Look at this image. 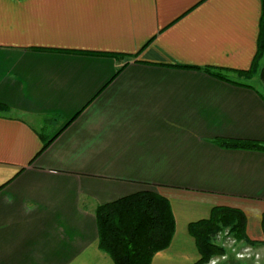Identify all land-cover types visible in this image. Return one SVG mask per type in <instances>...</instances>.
<instances>
[{
    "label": "crops",
    "instance_id": "0c3cea01",
    "mask_svg": "<svg viewBox=\"0 0 264 264\" xmlns=\"http://www.w3.org/2000/svg\"><path fill=\"white\" fill-rule=\"evenodd\" d=\"M262 12V0H0V264H115L96 209L143 190L176 218L152 264H196L189 225L222 205L244 211L257 243L205 264H264V150L220 142L264 143V85L242 80L264 68L263 48L242 72Z\"/></svg>",
    "mask_w": 264,
    "mask_h": 264
},
{
    "label": "trees",
    "instance_id": "16d2710c",
    "mask_svg": "<svg viewBox=\"0 0 264 264\" xmlns=\"http://www.w3.org/2000/svg\"><path fill=\"white\" fill-rule=\"evenodd\" d=\"M261 17V35L258 53L249 70L254 74L264 48V0ZM223 77L222 71H210ZM264 83V68L260 72ZM6 109L0 105V110ZM73 120V119H71ZM69 121L67 125L70 123ZM66 125V126H67ZM52 140L44 143L46 148ZM222 144L264 150V143L248 140H222ZM42 149V150H43ZM99 246L115 264H152L155 254L168 248L176 231V218L172 204L166 196L154 190H143L101 204L96 209ZM247 216L242 209L215 206L211 215L189 225L196 238L201 258L196 264L208 263L213 257L226 254L227 248L218 242V236L228 231L237 240L256 244L246 234Z\"/></svg>",
    "mask_w": 264,
    "mask_h": 264
},
{
    "label": "rangeland",
    "instance_id": "374dc122",
    "mask_svg": "<svg viewBox=\"0 0 264 264\" xmlns=\"http://www.w3.org/2000/svg\"><path fill=\"white\" fill-rule=\"evenodd\" d=\"M261 66L264 67V58H263V60L261 62ZM239 79H241V78H239ZM256 79L257 80H251V81H249L247 78H244V77L242 78V80H244V81L251 82V83L257 84L259 86L262 85V84L264 85V83L262 82L261 76H257ZM260 82L262 84H260ZM227 232L228 231H224V232H222V233L219 234V236H218V242L220 244L224 245L225 247L227 246L228 249H229V251H230V253L234 254L238 259H244L243 257L248 256L247 253H244V249L241 247L240 242L238 244L237 240H236V242H232L229 239L230 236L233 239H234V237L231 234L227 233ZM243 253H244V255H243ZM221 257L224 258V255H221Z\"/></svg>",
    "mask_w": 264,
    "mask_h": 264
},
{
    "label": "built area",
    "instance_id": "2783aa9c",
    "mask_svg": "<svg viewBox=\"0 0 264 264\" xmlns=\"http://www.w3.org/2000/svg\"><path fill=\"white\" fill-rule=\"evenodd\" d=\"M228 233V232H227ZM232 242H236V238H232L231 236H230V238H229ZM245 251V250H244ZM242 254V253H241ZM243 255H244V253H243Z\"/></svg>",
    "mask_w": 264,
    "mask_h": 264
}]
</instances>
